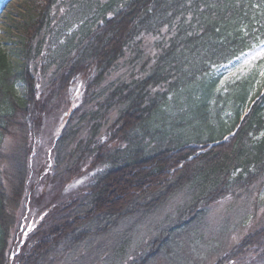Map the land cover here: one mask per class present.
Instances as JSON below:
<instances>
[{
  "label": "trees",
  "instance_id": "trees-1",
  "mask_svg": "<svg viewBox=\"0 0 264 264\" xmlns=\"http://www.w3.org/2000/svg\"><path fill=\"white\" fill-rule=\"evenodd\" d=\"M11 1L0 0V15ZM37 1V19L16 27L23 34L14 43L17 64L0 41V264H60L86 239L184 195L178 219L136 261L146 264L161 252L172 256L178 233L197 237L212 204L242 196L233 188L263 190L264 75L254 70L224 95L215 70L264 42V0ZM41 58L53 67L44 82L32 69ZM77 78L85 83L82 103L32 171L45 120L71 111ZM225 97L228 109L220 106ZM9 136L18 143L6 155ZM100 167L88 191L40 206L46 215L26 240L19 227L11 233V210L25 199L31 173V188L40 190L46 178ZM248 236L245 246L255 247L264 230Z\"/></svg>",
  "mask_w": 264,
  "mask_h": 264
},
{
  "label": "rangeland",
  "instance_id": "rangeland-1",
  "mask_svg": "<svg viewBox=\"0 0 264 264\" xmlns=\"http://www.w3.org/2000/svg\"><path fill=\"white\" fill-rule=\"evenodd\" d=\"M33 1L13 0L8 4L6 11L0 15V41L4 51L9 55V60L15 64H17V58L13 51L14 43L19 41L20 36H23L22 31L16 27L28 20L29 17L37 19V13H33ZM62 9L63 11L60 12L64 16L66 9L65 7ZM56 33V31L52 32L50 36H47L48 39L51 40V36ZM41 59L37 60V64H33L32 69L38 72L37 75L41 78V82H44L48 74L52 73L53 67L45 69L44 65L47 60H45L46 58ZM254 70H257L259 75H264V42L247 50L245 54L224 66L216 68L215 75L217 73L221 75L218 90H222L225 95L230 85L247 77ZM84 84L82 79L77 78L69 88V98L72 103L71 111L65 113V116L56 113L45 120L44 133L37 138L33 156L29 161L32 171H35V168L45 161V153L43 150L41 151V148L45 147L49 137L56 136L58 138L65 128L71 112L81 105ZM220 102L221 107L229 108V97H225ZM174 114H180V110H175ZM17 143L18 138L15 136L7 137L2 144L3 152L6 155L10 154ZM48 156H50V152H48ZM104 169L105 167H100L89 170L78 178H74L75 175L70 174V172L61 173L60 176L53 178L56 180L55 182L46 178L40 190L31 188L36 176L31 173L28 176L31 181L25 199L21 200L20 204L11 210L15 219L11 233L14 235L18 227L19 230L16 233L19 235L24 234L27 230L32 231L33 227L39 224L46 215L37 213L40 206L47 205L48 202L52 201L58 203L69 200L82 190L88 191L94 177ZM251 184L248 185L247 190H239L240 187L232 189L236 194L242 191L243 194L240 198L232 194L220 202L212 204L205 215L207 217L203 224L197 229V237L192 238L193 235L190 237V235L178 233V240L176 241L178 245L174 246L176 248H170L173 249L172 256L169 253L161 252L154 260L147 261L146 264H264V239H255V247L248 248L245 246V240L249 238L248 235L264 230V188L262 190L257 183ZM30 191L33 194L31 197ZM185 198L184 195H177L162 209L148 214L145 218L134 215L124 219L110 233L86 239L81 245L61 254L59 263L136 264V261L138 262L141 257L147 256L151 252L150 246L159 236L162 226L173 224L178 219L177 208L183 204ZM13 235L8 242L9 249L15 236ZM26 237L24 234L23 239L26 240ZM18 240L19 238L16 239V244ZM126 242L125 251H121ZM11 249L6 254L8 260L15 258Z\"/></svg>",
  "mask_w": 264,
  "mask_h": 264
},
{
  "label": "water",
  "instance_id": "water-1",
  "mask_svg": "<svg viewBox=\"0 0 264 264\" xmlns=\"http://www.w3.org/2000/svg\"><path fill=\"white\" fill-rule=\"evenodd\" d=\"M220 142H218V144H219ZM218 144H216V145H218ZM212 146H214V145H212Z\"/></svg>",
  "mask_w": 264,
  "mask_h": 264
}]
</instances>
